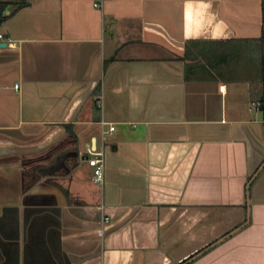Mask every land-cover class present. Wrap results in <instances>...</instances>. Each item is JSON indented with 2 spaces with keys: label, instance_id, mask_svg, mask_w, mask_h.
I'll list each match as a JSON object with an SVG mask.
<instances>
[{
  "label": "crops",
  "instance_id": "1",
  "mask_svg": "<svg viewBox=\"0 0 264 264\" xmlns=\"http://www.w3.org/2000/svg\"><path fill=\"white\" fill-rule=\"evenodd\" d=\"M3 1L0 264H264V0Z\"/></svg>",
  "mask_w": 264,
  "mask_h": 264
},
{
  "label": "built area",
  "instance_id": "2",
  "mask_svg": "<svg viewBox=\"0 0 264 264\" xmlns=\"http://www.w3.org/2000/svg\"><path fill=\"white\" fill-rule=\"evenodd\" d=\"M107 0H93V7L94 8H100L102 4ZM2 39V36L0 35V40ZM97 100L99 97H96ZM256 107H259L261 103H256ZM97 108H101L102 104L97 102L96 104ZM104 124V123H103ZM114 131V127L110 126L108 129V132L111 133ZM87 164L92 169V180L94 183L101 185L103 183L104 179V159L102 152H90L88 158H87ZM109 218L103 217L101 221V225L97 230V233L100 237L104 236L105 230L107 225H109Z\"/></svg>",
  "mask_w": 264,
  "mask_h": 264
},
{
  "label": "trees",
  "instance_id": "3",
  "mask_svg": "<svg viewBox=\"0 0 264 264\" xmlns=\"http://www.w3.org/2000/svg\"><path fill=\"white\" fill-rule=\"evenodd\" d=\"M18 5L21 6V5H24V3L18 4ZM7 6H8L7 2L0 0V27L7 18L5 14Z\"/></svg>",
  "mask_w": 264,
  "mask_h": 264
},
{
  "label": "water",
  "instance_id": "4",
  "mask_svg": "<svg viewBox=\"0 0 264 264\" xmlns=\"http://www.w3.org/2000/svg\"><path fill=\"white\" fill-rule=\"evenodd\" d=\"M6 46V44L5 43H3V42H0V48H4Z\"/></svg>",
  "mask_w": 264,
  "mask_h": 264
}]
</instances>
